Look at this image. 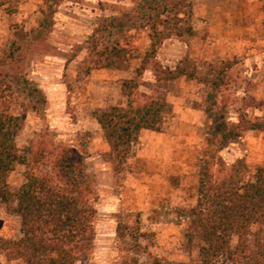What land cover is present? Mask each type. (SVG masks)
<instances>
[{"label":"rangeland","instance_id":"1","mask_svg":"<svg viewBox=\"0 0 264 264\" xmlns=\"http://www.w3.org/2000/svg\"><path fill=\"white\" fill-rule=\"evenodd\" d=\"M191 1L194 35L164 41L152 62L173 68L187 59L196 80L180 79L166 87L170 111L161 130L143 132L128 163L116 172L104 160L108 147L92 114L125 105L122 83L135 79L136 70L144 65L149 33L132 31L124 39H111L125 49L117 69L97 66L96 55L85 50L73 54L100 19L131 8L132 1L0 0V66L7 73H16V67H6L5 62L12 50L22 47L23 51L21 36L43 33L18 68L19 85L3 94L12 114L25 115L17 148L23 150L36 135L47 134L54 143L85 157L96 209V237L91 254L78 264H120L125 256H136L141 262L156 258L163 263L195 264L201 243L186 237L180 211L196 201L198 170L208 154H216L223 166L242 162L250 177L264 167V132H246L224 141L213 130L219 113L228 124L243 112L264 116V107L253 105L264 103V0ZM48 14L51 21L45 26ZM106 45L108 40L101 38L98 51ZM154 66L145 65L140 83L152 81ZM220 73H224L221 94L227 105L208 113L219 95L200 81H215ZM23 89L37 90L45 103L31 110L27 93L18 92ZM140 92L147 90L142 87ZM23 173L24 168L16 166L9 175L11 190L21 186ZM118 227L127 233L138 231V241L132 237L120 241ZM18 232V218L0 203V240L16 239ZM235 244L233 238L232 247ZM0 261L4 262L1 255Z\"/></svg>","mask_w":264,"mask_h":264},{"label":"trees","instance_id":"2","mask_svg":"<svg viewBox=\"0 0 264 264\" xmlns=\"http://www.w3.org/2000/svg\"><path fill=\"white\" fill-rule=\"evenodd\" d=\"M131 1V8L100 19L73 54L75 57L85 50L96 55L97 66L117 69L123 64L125 49L118 40L111 43V39H124L132 31L149 33L150 51L144 65L136 70L135 79L122 83L125 105L111 106L92 114L108 147L104 160L116 172L128 163L143 132L161 130L170 111L166 87L180 79L196 80V73L189 71L187 59L173 68L152 62L164 41L194 35L192 1ZM50 21L48 14L44 18L45 26ZM42 36L40 30L21 36L23 51L22 47L12 50L5 62L6 67L15 66L16 73H7L0 66V203L19 220L18 237L0 240V255L4 259L0 264H78L91 254L96 237V209L85 157L80 151L54 143L47 134L36 135L28 147L19 150L16 139L23 130L25 115L12 114L11 106L3 101V94L12 93L14 85H19L18 68ZM101 38L108 40L109 45L98 51ZM148 63L155 65L153 79L140 83ZM223 75L217 76L218 81H200L210 85L219 95L214 96L208 113L227 105L221 94L225 83ZM142 87L147 93L140 92ZM18 92L27 93L25 99L33 111L45 103V97L37 90ZM253 105L258 109L264 107L262 102ZM215 124L214 135H221L224 141L241 137L246 132H264V116L247 112L239 114L237 121L230 124L219 113V121ZM208 155L198 170L196 201L180 211L186 237L190 242L196 239L201 243L195 264H264V167L256 169L250 177L242 162L223 166L216 154ZM16 166L24 168V180L19 188L11 190L8 177ZM126 231L118 227L116 234L120 241L127 237L138 241V231ZM233 238H236L234 247ZM120 264L176 263H163L156 258L141 262L136 256H125Z\"/></svg>","mask_w":264,"mask_h":264}]
</instances>
